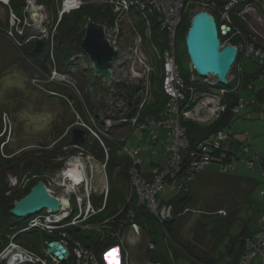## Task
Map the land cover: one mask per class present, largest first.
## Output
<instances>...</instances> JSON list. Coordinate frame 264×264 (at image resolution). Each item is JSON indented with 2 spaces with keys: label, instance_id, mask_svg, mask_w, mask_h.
Here are the masks:
<instances>
[{
  "label": "trees",
  "instance_id": "1",
  "mask_svg": "<svg viewBox=\"0 0 264 264\" xmlns=\"http://www.w3.org/2000/svg\"><path fill=\"white\" fill-rule=\"evenodd\" d=\"M213 1L215 6L210 12L217 19L222 43L240 47V45L253 40L258 47L264 48V41L262 40V37H260V33L256 34V32H253L251 29L249 23L250 14H239L247 5H252L260 15L264 16V2L262 0H240L237 5L229 8L228 14L231 20V32L226 35L221 34L220 26L223 22L221 21L220 12L225 10L229 0ZM23 2L24 0H12L11 8L21 14ZM38 2L45 6L49 18L46 25L49 27L50 34H54V60H52L50 56V50L48 48V43L50 41L47 38L41 39L43 41V47L40 51H36L37 42L39 41L37 38L26 43L20 48V50L26 52V59L31 65L33 72L37 71V73L46 76L48 84H53L56 88V90H53L54 93H52V95L61 97L66 103L73 107L75 118L68 126L76 121L77 114L84 115L87 112L94 115L98 120L103 117L115 120L113 123V125H115L113 126L114 128H111V126V129L108 130V135L110 134L111 137L106 136L107 139H105V143L112 149L107 165V174L111 190L106 209L94 216L91 219V222L99 223L114 217L113 224L116 227H119L120 223H122L121 221L127 219L126 214L128 210L130 208H136L135 197H132L130 202H126L125 190L121 185L116 183L117 178L120 181L128 179L130 160L126 156L119 154V147L117 144H122L125 139L128 141V135L117 136L114 134L119 127H125L129 125V123L119 124L118 121L121 119V116L116 110V112L108 113L109 107L104 104V98L106 97L105 94L109 93L111 97L115 98L125 96L128 100L132 101L138 92L141 90L146 92L148 89L147 105L142 112L141 120H144L145 116L148 114L158 115L168 101V96L163 90L161 62L157 57L152 61L154 70L150 73L148 80L149 85H147L146 82L126 83L121 80H116L112 83L108 82L109 84L106 83V86L102 83V77L96 75L91 68L82 72L83 84H78L69 76L73 74L71 70L75 63L73 60L80 57V52H82L81 43L85 34V25L88 19H92L102 24L107 23L109 25L114 23L116 14L112 12L110 5L100 2V0H94L92 2L85 0V4L80 9L64 13L62 16H60V9L63 0H38ZM9 11V6L0 3V25L5 24V19H7ZM134 13L138 15V17H136L138 18V20H136L137 29L139 33L144 34L145 29L143 25L146 23L145 17L147 16L143 15L139 10H134ZM148 19L153 24V38L155 41H158L159 48L163 50L164 42H162L159 37L166 35L164 32L160 31L159 25L153 17L148 16ZM191 19V15H184L177 33L176 52L181 75L185 79L188 89L191 86H194L197 88V90L195 88L196 92L217 93L224 90L225 94L222 103L226 105V109L221 112L218 119L212 122L205 123L185 118L182 120V124L187 128L190 148L197 147L199 143L212 136L218 130L231 127L233 138L223 144L222 150L230 156L233 155L238 157V159H251L257 151L259 159L255 162L253 170L250 171L261 175L262 178L252 173L245 174L246 171L249 170L245 169L244 163H240L239 170L233 174L219 173L215 166H213L214 168L211 170L201 173V181H205L203 183H206L207 186L210 185L208 182L211 181L215 172L219 175L217 180H215V185H217V183L219 185V191H221L220 189L226 191L232 183L233 187H235L234 191L231 190L225 192L214 200L209 198V200L205 199L200 201V208L194 209L193 207L195 205L197 206L198 203L196 201L198 189L194 188V185L192 184L187 192L179 191L168 198V202L174 207V217L171 220L161 224L143 207H138L136 208L137 212L134 221L143 228L149 239V242H147V250L144 252L147 260L161 262L163 264H176V261L180 257H185L198 264H241V260L247 252L245 247L246 239L252 237L259 230L260 225L255 231H250L246 226H243L238 234H233L232 229L239 221L242 210L246 208V206L252 204V194L260 189L259 192L262 196L261 190L264 189L262 187L264 184V158L260 155L259 149L253 141H251V144H248L251 145V148L248 151L244 150L248 145L244 146L242 155H240L239 151L236 152L235 149H233L232 144L235 141L233 122L236 119H241L243 121L244 110L248 107L257 108L261 106V104H264V87L262 89L256 87L252 90L246 88L241 89L237 86V78H239V75L242 73L244 81L251 82L254 85L253 81L255 79H261V76L264 73V67L257 61V59L247 57L257 61L259 69L257 72L251 74L243 72L241 61H244L246 58L241 54L237 59V64L232 69V75H234L235 78L228 84L223 85L220 82L215 84L204 82L205 84H202L201 80H198L199 82L197 80L192 81L191 77L193 72L195 74L197 73L192 70L191 61L185 45V35L190 27ZM54 27H56L55 31ZM49 60H52L55 64V68L61 74L65 75L69 81L74 83L73 86L69 83L65 84L63 82L59 83L49 80L51 74L48 63ZM29 73L31 74V72ZM76 87L80 91V97L75 94ZM92 90L102 91L103 96L101 95L99 100H95L92 97ZM240 98L247 100L248 104H246L239 114H235L233 108L237 105ZM106 99L109 101L110 97H106ZM251 100H254V103H250ZM138 103L139 98L134 100L133 107L125 112L124 115L126 118L135 115ZM194 104L195 103L190 106L193 107ZM67 128L68 127H66L63 132L59 133L52 143L43 146L40 145L42 148L40 147L39 150H36L34 153L22 154V152H20L16 154L12 152L13 154L11 153L10 155L12 156L10 157H7L8 152L14 151L9 146L10 141H7L4 135L0 136V178L1 175L6 172L8 167L13 168V174L20 178L19 188L12 190L9 195L6 194L9 189L8 184H4L0 181L3 186L2 192H0V252L9 241L8 235L10 233V228L20 227L26 223V219H20L10 214L12 205L16 200L24 197L39 180L46 181L47 179L45 176L48 172L54 173L63 168L65 160L72 155H90L95 157L98 161L104 160L105 151L98 140L87 139L84 143L75 145V143L71 141L72 130H68ZM102 128L105 127L102 126ZM132 129L136 131L134 127H132ZM247 131L248 130H246V132ZM157 133L159 137L154 141L151 140L148 133H144L139 139L140 143H149V147L152 148L148 153H145L143 157L153 158L152 156L155 154L152 153V150H156L159 153L155 155L159 157V161L150 160L148 163H146L147 161H144L143 167L162 164L164 159L162 157V152L164 151V148L159 151L156 149V146L162 145V141L167 137L162 130H157ZM144 135H147L149 141L144 139ZM162 135H164V138ZM165 143L166 141H163V145H165ZM258 164L260 165L259 168H257ZM117 168H119V170L115 174ZM99 199L96 201L97 206L101 204V200ZM122 208L124 209L122 210ZM186 208H189L188 211H185ZM121 210L122 212L118 214ZM220 211H225V214ZM190 213L199 214L196 220L191 223L192 225L189 224L193 218V214L188 215ZM185 216H191V219L190 222H186L185 226H182V219ZM187 224L188 229L186 228ZM70 232L86 244L93 245L98 251V254H102L104 249L112 247L118 243L117 238L114 236H111L112 238H109L108 241H98L96 243L94 239L99 234L97 229L84 232L80 230H70ZM35 242L34 245L37 243ZM151 243L154 245L153 248L150 246ZM127 252L129 255V262H131L133 259L132 254L128 250ZM252 264L263 263L261 258L257 257Z\"/></svg>",
  "mask_w": 264,
  "mask_h": 264
},
{
  "label": "built area",
  "instance_id": "2",
  "mask_svg": "<svg viewBox=\"0 0 264 264\" xmlns=\"http://www.w3.org/2000/svg\"><path fill=\"white\" fill-rule=\"evenodd\" d=\"M11 1L0 0L1 4L10 7L5 24L0 25V35L6 37L17 48L23 47L36 38L39 40L47 38L50 41L48 43L50 56L54 60V34H50L49 27L46 25L49 18L47 14H44L45 6L38 0H24L22 13L19 14L11 8ZM239 1L229 0L225 10L220 12L221 21L225 25L231 24L229 8L237 5ZM262 1L264 2V0ZM100 2L110 5L112 12L116 14L113 24L104 23L107 39L112 46L119 49V55L114 60L113 73L115 70L124 72L126 65H130L127 73L134 79H138L135 83L146 82L149 85V76L154 70L152 61L157 57L161 62L163 90L168 96V101L158 115L148 114L144 120H141L142 112L147 105L148 89L146 92L141 90L134 96V100L139 98L135 115L125 117V112L134 105V100H128L125 96L116 97V107H118L121 116L119 124L129 123L136 129V132L148 133L153 141L159 137L157 130H162L166 134V143L162 152L164 159L161 165L143 167L145 161L143 155L152 149L146 143H141L137 147H130L125 141L122 144L117 143L119 154L130 160L128 178L136 198V208L143 207L159 223L164 224L174 217V207L168 202L169 190L187 192L198 175L211 166H215L219 173L233 174L239 170L240 163L245 164L246 170H253L255 162L259 159L257 151L251 159H238V157L230 156L222 150L223 144L233 138L231 127L218 130L199 143L197 147L190 148L187 128L182 124L184 118L205 123L212 122L218 119L220 113L226 109V105L222 103L224 90L217 93H201L202 98L206 97L207 102L201 98V108H198L200 103L191 107L190 105L199 98V93L195 91L196 87L194 86L188 89L177 62V33L184 15H193L200 10L210 12L214 9L215 3L213 0H100ZM84 4L85 0H63L60 16L80 9ZM32 9H35V16L28 15ZM254 9L252 5H247L239 14L249 13ZM134 10H139L147 16L145 17L146 23L143 25L144 34L139 33L137 29L136 17L138 15L134 13ZM148 16L157 21L160 31L166 35L159 37L164 42L163 50L159 48L158 41L153 38V24ZM55 29L56 27H54V31ZM130 34H133L132 41L127 44L125 36ZM147 47L148 51L144 52ZM239 49L240 55L242 54L245 58L253 57L264 67V48L258 47L255 41L242 44ZM114 75L115 73L113 79H115ZM239 76L237 78L238 87L248 90L255 88L251 82L244 81L242 73ZM234 78L235 76L231 74L228 79L233 81ZM261 79L264 82V73ZM49 80L74 85L56 68L52 69ZM194 80L195 77L192 76V81ZM75 94L80 97L77 87ZM250 103H254V100H251ZM246 104H248L247 100L240 98L233 108V112L239 114ZM112 120L104 117L98 120L89 112L84 115L77 114L74 125L85 129L92 139L99 141L105 151L104 161L100 162L92 156L75 155L70 157L59 172L63 181L57 182L52 179L53 182L50 180L49 185L56 191V194L67 195L74 199V211L63 214L42 213L30 218L21 228L14 229L10 236V242L0 253V264L3 261L6 264H130L125 248L126 236L134 232L137 239H140L142 234L141 226L134 221L136 208H130L126 214L127 219L116 228L111 227L110 220L98 224L88 222L90 218L105 209L110 194L106 169L112 149L105 143V139H107L106 136H110L108 130L114 126ZM247 136L249 137L248 132ZM250 148L251 145H248L244 150L248 151ZM152 153L156 155L158 152L152 150ZM98 167L105 175L100 190L94 188L92 182L88 180V172L90 171V177H92V172ZM17 183V179H11L9 184L16 186ZM54 186L60 187V191H57ZM94 193L103 196L101 207H95ZM261 194L264 196V189L261 190ZM188 209L186 208L185 211ZM220 212L225 214V211ZM68 227L97 229L104 236H114L120 242L118 245L106 249L102 254V260H100L93 248L84 245L66 230ZM34 230L47 234V239L44 240V256L37 255L16 241L20 234ZM55 242L62 245L67 253L61 259L55 252L48 251L50 248H55L50 246ZM150 246L154 247L152 243ZM245 247L247 252L243 256L241 264H252L257 257L261 258L264 264V211L260 215L259 230L252 237L246 239Z\"/></svg>",
  "mask_w": 264,
  "mask_h": 264
},
{
  "label": "rangeland",
  "instance_id": "3",
  "mask_svg": "<svg viewBox=\"0 0 264 264\" xmlns=\"http://www.w3.org/2000/svg\"><path fill=\"white\" fill-rule=\"evenodd\" d=\"M87 1L92 2L94 0ZM136 20H138V18H136ZM256 21L258 20L254 16L249 21L250 23H254L255 25L253 30L255 32H261L264 34V25ZM132 36L133 34L125 36V43H130L132 41ZM147 51L148 47L147 49H144V52ZM25 54L26 52L21 51L20 48H17L15 45H13L12 42L9 41L6 37L0 35V136L4 135L7 141H10V148L14 150L9 151L10 153L8 152L7 157L12 156L10 155L12 152L16 154L20 152H22V154H32L36 150H39L41 146L52 143L55 137L59 133L63 132L75 118L73 107L66 103L61 97L52 95V93H54L53 90H56V88L53 86V84H48V82L46 81V76L37 73V71L33 72L32 67L26 59ZM73 61L75 62L71 69L73 74L69 77L73 78V81L77 82L78 84H83L82 72L91 68V61L88 55L83 51L80 52V57L75 58ZM243 62L244 70L246 72L250 71L255 73L258 71L259 68L257 61L251 58H246ZM48 63L49 68L51 70L55 64L52 62V60H49ZM129 67L130 65H126L124 72H119L115 70V79L113 80H128L129 83L138 81V79H134L133 76L127 73ZM29 72H31V74ZM197 78L201 80V77L197 76ZM206 80L214 84L218 82L217 78L212 75L206 77ZM254 82L257 88H259L263 84L262 79L260 78L255 79ZM102 83L106 85L108 81L102 77ZM92 95L95 100H99L102 95V91L95 90L92 92ZM105 95L106 97H110L109 101L106 99V97L104 98V104L106 106L108 105L107 107H109L108 112H116L114 109L118 108L116 107V104H114L116 103V98L111 97L109 93H106ZM204 98L206 97H203L202 99L204 100ZM205 102H207V99L205 100ZM198 108H201V105H199ZM257 108L259 109L255 110L253 107H248L246 110L251 111L247 115H244L243 121L241 119H236L233 123L234 130L237 133L242 134H237L239 138L240 135L242 136V138L244 135L246 136V130H248L253 136L258 134V136H255L254 144L259 149H261L260 155L264 158V104H261V106ZM246 110H244V112ZM244 122L246 123V125ZM250 122L251 124L249 125ZM125 134L128 135L127 143L130 147H137L140 143L139 139L143 135L142 132H136L132 129V126L128 125L125 127L118 128V130L115 131L114 135L124 136ZM258 137L260 139V142L258 140ZM144 139H148L147 136ZM246 139L247 140L237 145L240 146V155H242L241 151L244 149V146L251 144V141L247 138V136ZM156 149L161 151L163 149V146L158 145L156 146ZM154 158L159 160L158 156H154ZM259 166L260 165L258 164L257 168H259ZM212 168L214 167L212 166L211 169ZM207 169L209 170L210 167ZM56 172V174L54 175H52L53 173L48 172L45 176L46 179L49 181L51 180L52 182V179H54L55 181L57 180V182L63 181L60 173H58V171ZM101 172L104 173L102 169ZM250 173L256 174L258 175V177H261V175L253 173L252 171H246L245 174ZM16 177L18 178L19 182L16 187V189H18L20 186V178L17 175L13 174V168L11 167H8L6 172L1 175L2 179L0 178V181L5 184L10 179H17ZM218 177V173L214 172V176L211 178V181L208 182L210 183V185L208 186L206 185V183H203L205 181H201V176L198 177L194 185V188L198 189L196 194V201L198 203L197 206H192L194 209L200 208V201H203L205 199L209 200V198L214 200L225 192L231 190L234 191L235 187H233V183L231 186L228 187V189H226V191H223L222 189H220L221 191H219L218 183V186L215 185V180H217ZM103 178V174L97 173L95 183H102ZM1 182L0 192H2L3 189ZM116 183L123 187L125 193L128 196L131 195L132 190L128 179L120 181L117 178ZM262 187L264 188V184L262 185ZM54 188L57 191H60V187L54 186ZM259 191L260 189L256 190L252 194V204L246 206V208L242 210L239 221L235 224L232 229L233 234L240 233L243 226H246L247 229L250 231H255L259 228L260 215L261 212L264 210V197L260 195ZM169 193L174 194L177 192L176 190H169ZM211 194H213L214 196ZM188 215L193 216L191 222V216H185L182 219V226H185L187 221H189V224L192 225L191 223L196 220L199 214L190 213ZM187 227L188 224L186 225V228ZM28 237L39 241L42 238V234L41 232H33L28 235ZM140 242L141 244L139 246H132L135 245V243H130L129 251L131 252L133 259H139V257L143 255L144 252H146L148 246L147 242H149V239L147 238L146 234L143 235V238ZM38 251L40 252L41 250L38 249ZM176 264L198 263L192 262L188 258L180 257L176 261Z\"/></svg>",
  "mask_w": 264,
  "mask_h": 264
},
{
  "label": "water",
  "instance_id": "4",
  "mask_svg": "<svg viewBox=\"0 0 264 264\" xmlns=\"http://www.w3.org/2000/svg\"><path fill=\"white\" fill-rule=\"evenodd\" d=\"M28 15L35 16V9H32ZM220 29L223 35L229 31V27L226 25H221ZM185 45L191 64L200 76L212 75L221 84L228 83L231 69L236 65L239 49L232 44L222 43L214 15L207 11H199L192 17L190 27L185 35ZM42 47L43 41H38L36 51H40ZM81 49L88 55L92 71L105 80L111 81L113 79V62L119 55V49L112 46L107 39L105 26L88 19ZM86 138L84 129L74 128L72 130L71 141L73 143L82 144ZM71 209L72 204L66 196H57L47 182L39 180L24 197L13 203L10 214L25 219L44 210L59 213ZM98 240L99 237H95L94 241L97 242ZM50 246L55 248H50L49 252H55L60 259L67 255L59 243H52ZM135 264L163 263L145 259Z\"/></svg>",
  "mask_w": 264,
  "mask_h": 264
},
{
  "label": "clouds",
  "instance_id": "5",
  "mask_svg": "<svg viewBox=\"0 0 264 264\" xmlns=\"http://www.w3.org/2000/svg\"><path fill=\"white\" fill-rule=\"evenodd\" d=\"M45 10H46V8H45ZM255 10V9H254ZM253 10V11H254ZM200 11H204V10H200ZM199 12V11H198ZM207 12H209V11H207ZM251 12L252 11H250L249 12V14H251ZM197 13V12H196ZM195 13V14H196ZM209 13H211V12H209ZM44 14H47V12L46 11H44ZM195 14H191V17H193ZM212 14V13H211ZM213 15V14H212ZM8 17V16H7ZM151 17V16H150ZM6 20V19H5ZM217 20V19H216ZM99 23V22H98ZM250 23V22H249ZM100 24H102V23H100ZM102 25H104V24H102ZM221 25H225L224 23H222ZM227 27H229V31H227V33L226 34H228L229 32H231V25H226ZM250 26H251V29L253 30L254 29V27L252 26V24L250 23ZM221 27V26H220ZM219 28V27H218ZM222 31V30H221ZM253 32H255L254 30H253ZM258 33H260V32H256V34H258ZM219 34H220V32H219ZM225 34V35H226ZM260 37H262V40L264 41V35L263 34H261L260 33ZM39 41H42V40H39ZM223 44H226V43H223ZM234 46H236V45H234ZM241 46V45H240ZM238 49L240 48L239 46H236ZM240 56V49H239V55H238V57ZM117 59V58H116ZM238 59V58H237ZM115 60V59H114ZM113 64H114V62H113ZM236 64H237V61H236ZM191 67H192V70L193 71H195V69H194V67H193V65L191 64ZM53 68H55V66L53 67ZM52 68V69H53ZM113 68V67H112ZM52 69H51V71H52ZM232 69H233V67H232ZM232 69H231V74H232ZM196 72V71H195ZM112 73H113V71H112ZM197 73V72H196ZM198 74V73H197ZM197 74H195L194 72H193V75L192 76H194L195 77V80H199L198 78H197V76H199V77H201V83L202 84H205L204 82H206V83H209V81H207L206 80V77H203V76H200L199 74L197 75ZM230 74V75H231ZM51 75V74H50ZM229 75V76H230ZM210 76V75H209ZM50 77V76H49ZM208 77V76H207ZM192 78V77H191ZM229 78V77H228ZM218 80V79H217ZM113 81H115V80H111V81H108L109 83H112ZM121 81H124V82H128V80H121ZM199 82V81H198ZM219 82V81H218ZM230 81H229V79H228V83H229ZM129 83V82H128ZM132 83V82H131ZM133 83H135V82H133ZM227 83V84H228ZM211 84H214V83H211ZM254 87L256 88V86L254 85ZM199 93V92H198ZM203 93V92H202ZM200 94L201 93H199V98L197 99V101L196 102H194L195 104L193 105V107L197 104V103H200V105H201V101H200ZM201 98H202V96H201ZM204 100H205V98H204ZM114 104H116V103H114ZM116 111H118V113H119V115H120V111L118 110V108H114ZM109 113V112H108ZM221 114V113H220ZM112 119V118H111ZM113 122L115 121L114 119L112 120ZM75 122L76 121H74V123L72 124V125H70V126H67L68 128V130H73L74 128H81V127H79V126H75L74 124H75ZM115 126V125H114ZM128 126H130V125H128ZM120 128V127H119ZM81 129H83V128H81ZM85 130V129H84ZM85 132H86V135H87V138H86V140L87 139H92L91 138V136L87 133V131L85 130ZM248 132V131H247ZM247 132L245 133L246 134V136H247ZM71 134H72V131H71ZM143 136V135H142ZM71 138H72V135H71ZM247 138L249 139L250 138V134H249V137L247 136ZM85 140V141H86ZM92 140H94V139H92ZM127 140V139H126ZM125 140V141H126ZM166 141V140H165ZM250 141H252L251 140V138H250ZM126 143H127V141H126ZM141 143H139V145H140ZM148 146H150V144L149 143H146ZM76 145V144H75ZM77 145H79V144H77ZM127 145H128V143H127ZM162 146H163V148H164V145H163V141H162ZM77 155H82V156H84V157H86V156H90V155H83V154H77ZM72 156H75V155H72ZM72 156H70V157H72ZM124 156V155H123ZM70 157H68L66 160H65V163H66V161L70 158ZM144 159H145V157H144ZM97 160V159H96ZM102 161H104V160H102ZM102 161H100V162H102ZM108 165V164H107ZM64 166H65V164H64ZM64 166H63V168H64ZM212 167V166H211ZM211 167H210V169L209 170H211ZM63 168H61V169H59V170H57L58 171V173L63 169ZM119 170V168H117L116 169V171H115V174L117 173V171ZM208 170V169H207ZM207 170H205V171H207ZM204 172V171H203ZM57 173V172H56ZM55 172L52 174V175H54V174H56ZM97 173H101V174H103V182L102 183H95V178H96V174ZM88 174H89V176H88V180L89 181H91L92 182V185L94 186V188H96L97 190H100V188L102 187V185H103V183H104V180H105V175H104V173H102L101 172V170H100V168L98 167V168H96V169H94V171L92 172V177H90V171L88 172ZM106 174H107V169H106ZM52 175H50V176H52ZM199 176H201V174H199L198 175V177ZM198 177H197V179H198ZM17 178V177H16ZM107 178H108V181H109V177H108V174H107ZM197 179L193 182V185H195V183H196V181H197ZM11 180V179H10ZM10 180L7 182V184H8V191H7V193L6 194H10L11 192H12V190H14L16 187H17V185H18V183H17V185L16 186H10ZM17 181H18V178H17ZM45 181V180H44ZM128 181H129V178H128ZM45 182H47V184H48V186L52 189V190H54L50 185H49V180H46ZM130 182V181H129ZM109 185H110V181H109ZM130 186H131V184H130ZM110 190H111V187H110ZM131 190H132V187H131ZM55 191V190H54ZM56 192V191H55ZM177 192V191H176ZM175 194V193H174ZM57 196H66L67 197V199L69 200V202L72 204V209L71 210H68V211H60L59 213H53V214H63V213H66V212H69V213H72L73 211H74V209H75V207H74V199L73 198H69L67 195H58V194H56ZM171 195H173L172 193H170L169 194V197L171 196ZM132 197H135V195L133 194V192L131 193V195H127L126 194V202H130L131 201V198ZM100 198V199H99ZM108 198H109V196H108ZM101 200V204L100 205H96V201L97 200ZM93 200H94V205H95V207H101L102 206V203H103V196H100L98 193H94V196H93ZM135 200H136V198H135ZM107 202H108V199H107ZM106 207H107V204H106ZM106 207H105V209H106ZM104 209V210H105ZM104 210H102L101 212H103ZM264 211V210H263ZM46 212H49V211H46V210H44V211H42L41 213H39V214H42V213H46ZM101 212H99V213H101ZM49 213H51V212H49ZM99 213H97V214H99ZM39 214H37V215H39ZM96 214V215H97ZM96 215H94V216H96ZM34 216H36V215H34ZM34 216H32V217H34ZM93 216V217H94ZM32 217H28V218H25L26 219V223L29 221V219L30 218H32ZM92 217V218H93ZM92 218H90L89 219V223L90 224H98V223H92L91 222V219ZM114 217H112L111 219H106V220H110V225H111V227L113 228H116V226L113 224V222H114V219H113ZM106 220H104V221H106ZM125 220V219H124ZM123 220V221H124ZM104 221H102V222H104ZM102 222H99V223H102ZM122 222V221H121ZM25 223V224H26ZM123 223V222H122ZM24 224V225H25ZM121 224V223H120ZM24 225H22V226H24ZM22 226H20V227H11L10 228V233H9V235H8V238H9V241H8V243L10 242V236H11V234L13 233V231H14V229H18V228H21ZM142 228V227H141ZM72 236H74L71 232H70V230H80V231H82V232H84V231H88V230H90V231H92L91 229H82V228H77V227H68L67 229H66ZM33 232H41V231H38V230H34V231H31V232H29V233H25V234H20L19 236H18V238H17V242L19 243V244H21V245H23V246H25V247H27V248H29V249H31L33 252H35L37 255H40V256H44L45 255V252H44V240H46L47 239V234L46 233H44V232H41V234H42V238L39 240V241H37V240H35V239H30L29 237H28V235H30L31 233H33ZM145 234V232H144V230H143V228H142V234H141V237H140V239H137V235L134 233V232H131L130 234H128L127 236H126V238H127V243L125 244V248L129 251V246H130V243L131 242H134L135 243V245H132V246H139L140 244H141V239L143 238V235ZM26 235V236H25ZM21 236H23V237H21ZM98 237H99V242H104V241H108L109 240V238H112L110 235H108V236H104L102 233H99L98 235H97ZM96 236V237H97ZM75 237V236H74ZM131 237H132V239H134V241H132L131 240ZM75 238H77V237H75ZM77 239H79V238H77ZM27 240V241H26ZM28 240H29V242H28ZM84 245H86V246H88V247H91V248H93L94 250H95V252H96V254H97V256H98V258L100 259V260H102V254H103V252L106 250V249H109V248H111V247H108V248H106V249H104L103 251H102V254H98V251L93 247V245H89V244H86L85 242H83L81 239H79ZM118 240V239H117ZM37 243H36V242ZM97 241V242H98ZM34 242L36 243V245H34ZM96 242V243H97ZM119 240H118V243L116 244V245H118L119 244ZM8 243L6 244V246L8 245ZM55 243H58V242H55ZM116 245H114V246H116ZM6 246L4 247V249L6 248ZM113 247V246H112ZM3 249V250H4ZM38 249H40L41 251L39 252L38 251ZM2 250V251H3ZM1 251V252H2ZM49 251V250H48ZM0 252V253H1ZM100 255H101V257H100ZM146 259V258H145ZM134 260H136V259H134ZM136 262H138V261H136ZM136 262H134L133 261V259H132V261L130 262V264H135ZM2 264H6L5 263V261H3L2 262Z\"/></svg>",
  "mask_w": 264,
  "mask_h": 264
},
{
  "label": "crops",
  "instance_id": "6",
  "mask_svg": "<svg viewBox=\"0 0 264 264\" xmlns=\"http://www.w3.org/2000/svg\"><path fill=\"white\" fill-rule=\"evenodd\" d=\"M256 17L257 18V20L258 21H256V22H260V23H262V25H264V16H262V15H260L256 10H254L253 12H251V14H250V18H249V21L252 19V17ZM252 24V26L253 27H255V25H254V23H251ZM259 31V30H258ZM261 33V32H260ZM261 34H263V33H261ZM264 35V34H263ZM241 65H242V70H243V72H245V73H254V72H246L245 70H244V62L243 61H241ZM253 83H255L254 81H253ZM255 85V84H254ZM264 87V84H262L258 89H262ZM255 110H257V109H259V108H254ZM251 110H246L243 114L244 115H247L249 112H250ZM244 115H243V118H244ZM263 122H264V120H263ZM245 123V122H244ZM251 124V122L249 123V125ZM245 125H246V123H245ZM252 125H253V123H252ZM237 134H241V133H237L236 131H235V137H234V139H235V141H234V143L232 144V146H233V149H235V151L236 152H238L239 150H240V146H237L238 145V143L239 144H241L242 142H244L245 140H247L246 139V136L244 135L243 136V138H242V134L240 135V138H239V136H237ZM249 134H250V136H251V140L253 141V143H254V140H255V136H258V134L257 135H252L250 132H249ZM147 135H144V138L146 137ZM163 136V138H164V135H162ZM148 138V137H147ZM166 140V139H165ZM258 140H259V142H260V139H259V137H258ZM146 141H149V138L148 139H146ZM164 141V140H163ZM140 142V141H139ZM258 148V147H257ZM259 149V148H258ZM261 151V149H259V152ZM242 152V151H241ZM260 154H261V152H260ZM155 156V155H154ZM154 156H152L153 158H148V157H145V161H147L146 163H148V162H150V160H153V161H159V160H157L156 158H154ZM131 240L132 241H134V239H132V237H131ZM143 254V253H142ZM143 260H145V255L143 254V255H141L140 257H139V259L137 258L136 260H134L133 259V261L134 262H136V261H138V262H141V261H143Z\"/></svg>",
  "mask_w": 264,
  "mask_h": 264
},
{
  "label": "flooded vegetation",
  "instance_id": "7",
  "mask_svg": "<svg viewBox=\"0 0 264 264\" xmlns=\"http://www.w3.org/2000/svg\"><path fill=\"white\" fill-rule=\"evenodd\" d=\"M54 191V190H53ZM55 192V191H54ZM56 193V192H55Z\"/></svg>",
  "mask_w": 264,
  "mask_h": 264
}]
</instances>
